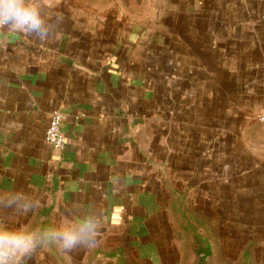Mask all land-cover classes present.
<instances>
[{
	"label": "crops",
	"instance_id": "crops-1",
	"mask_svg": "<svg viewBox=\"0 0 264 264\" xmlns=\"http://www.w3.org/2000/svg\"><path fill=\"white\" fill-rule=\"evenodd\" d=\"M39 4L46 39L0 29V202L38 204L0 207V227L90 215L102 248L105 232H146L167 184L264 195V0H152L144 20L107 27L69 0ZM56 110L63 149L45 140ZM139 246L156 264L155 243ZM88 251L50 244L20 264H89Z\"/></svg>",
	"mask_w": 264,
	"mask_h": 264
},
{
	"label": "rangeland",
	"instance_id": "rangeland-1",
	"mask_svg": "<svg viewBox=\"0 0 264 264\" xmlns=\"http://www.w3.org/2000/svg\"><path fill=\"white\" fill-rule=\"evenodd\" d=\"M69 1L73 8L103 17L105 27L111 26L110 17L123 26L126 19L142 21L153 10L152 0ZM180 188L167 184L168 199L157 205L146 232H105L103 247L89 249V264H97V254L104 256V264H148L139 245L149 239L156 245L151 249L156 264H264V195L249 199L256 194L237 190L229 199L222 180L209 189Z\"/></svg>",
	"mask_w": 264,
	"mask_h": 264
},
{
	"label": "clouds",
	"instance_id": "clouds-1",
	"mask_svg": "<svg viewBox=\"0 0 264 264\" xmlns=\"http://www.w3.org/2000/svg\"><path fill=\"white\" fill-rule=\"evenodd\" d=\"M0 29L26 33L41 40L50 33L39 0H0ZM0 207L18 215H29L38 204L25 196H15L0 202ZM98 231L99 222L90 215L31 230L0 227V264H20L23 258L50 244L69 252L90 249L97 243Z\"/></svg>",
	"mask_w": 264,
	"mask_h": 264
},
{
	"label": "built area",
	"instance_id": "built-area-1",
	"mask_svg": "<svg viewBox=\"0 0 264 264\" xmlns=\"http://www.w3.org/2000/svg\"><path fill=\"white\" fill-rule=\"evenodd\" d=\"M63 119V113L58 110L53 111L46 129L45 140L55 149H63L66 145V137L61 127ZM258 119L264 125V112L259 115Z\"/></svg>",
	"mask_w": 264,
	"mask_h": 264
}]
</instances>
